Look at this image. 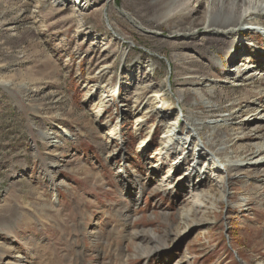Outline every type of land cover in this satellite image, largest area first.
<instances>
[{
    "label": "rangeland",
    "instance_id": "374dc122",
    "mask_svg": "<svg viewBox=\"0 0 264 264\" xmlns=\"http://www.w3.org/2000/svg\"><path fill=\"white\" fill-rule=\"evenodd\" d=\"M64 1L0 0V264H264V174L221 185L209 156L264 159L263 36L207 43L208 0L157 35L150 0ZM187 118L201 136L175 165L162 143Z\"/></svg>",
    "mask_w": 264,
    "mask_h": 264
},
{
    "label": "bare ground",
    "instance_id": "6f19581e",
    "mask_svg": "<svg viewBox=\"0 0 264 264\" xmlns=\"http://www.w3.org/2000/svg\"><path fill=\"white\" fill-rule=\"evenodd\" d=\"M108 1L111 3L117 4V0H108ZM182 1L183 0H150L149 5H150V8L152 9L151 11L154 14L153 19L151 21L154 22L155 24L148 31V34L157 35L158 33H156V31L158 30V27H160L161 25H168V24H173V23L174 24L183 23L184 21L188 22L189 19L191 18L190 13L186 12L184 8H180L181 10H179L180 6L177 7V5H180ZM53 2H54V7L58 10V12H63L66 10L67 2H65L64 0H53ZM84 2L85 4L83 6L81 2H74V4L75 5L80 4V7L82 6L83 9H86L85 5L88 4V1L82 0V3ZM208 2H209V9L207 11L206 20L203 23L204 32L207 34L205 36L207 43L220 44V43H225L227 41H232V44L233 43L235 44L239 41L238 38L241 37L242 35L247 36L251 34H260L264 38V25H263L264 24V0H208ZM194 24L195 22L188 23L189 27H184L183 32L182 30L175 32L173 34V37L182 38L186 35L194 36L196 33L195 31H193ZM242 28L243 30H240ZM233 48H234L233 46L228 47L226 50V55L228 56L231 55L233 52ZM217 62L218 61L215 60L214 64L217 65L218 64ZM250 69H251L250 67L243 65L242 67H240V69L235 70V72L232 71L233 74L231 75H234L235 77L231 76V78L235 82H238L239 80L243 81V76L246 73H249ZM255 76L257 77L259 76V74H256ZM210 96H211L210 98L212 99L214 95H210ZM185 98L183 97V95H180L178 101L180 103H182L183 101L185 102L184 100ZM151 99L152 101L155 102L158 100V97L154 96ZM207 109H209L210 111L213 110V107L210 106V103L207 104ZM191 121L192 120L190 118L186 119L187 124L185 125H187V128H188L187 134L186 133L180 134L179 132L178 134L172 135V133L170 132L169 135L166 136L167 140L163 141L162 143V150L166 151L168 153V156L170 155L174 159L173 164L175 165H179L183 161H185L187 157L186 151L192 148L191 147L192 145H189L191 136L192 135L195 136L196 134L201 136V133H200V131L202 130L201 127L197 124H192ZM213 130H215V133L213 135L214 143L217 142L218 140H220V143H221L222 141L227 139L226 135L224 133H221L222 130H220V126L218 124H216L213 127ZM42 137L43 139L49 140L50 145L56 143L55 142L56 140L51 141L52 138H50V135H47L44 133ZM114 140H118V137L116 138L113 137L112 141ZM199 140L201 141L200 137H199ZM197 148L199 149V151L197 150L198 152L197 160H200L201 158L204 157V151H207L210 148V145L203 144L202 147H197ZM223 150L224 148H222L220 151H223ZM219 155H220V160H221L224 154L220 152ZM209 156L210 158L215 160V163H213L214 166L212 165L214 169V173L217 175L219 174L220 178L221 177L223 178L222 180H220L221 185L222 184L224 185L226 183L228 184L230 182L229 179L232 180L233 178H235V176L237 177V175L240 174V172L244 171V169L254 168L256 175L264 174V159H260L259 163H253V162H248L244 160L234 161L232 160V157L227 155L226 163L225 164L220 163L219 167H217L216 164H218L219 162L218 154H216L211 149ZM191 165H192V168H191L192 170H191L190 176L191 178L192 177L195 178V181L193 180V188L197 190L198 185L203 182V177L205 176L207 169L204 168V166H202L200 162L196 161V157L193 158ZM223 172L224 174L222 176ZM137 193H140V192L138 191ZM137 196L140 197L141 195L139 196V194H137ZM241 205L242 207L245 206V202L243 201Z\"/></svg>",
    "mask_w": 264,
    "mask_h": 264
}]
</instances>
